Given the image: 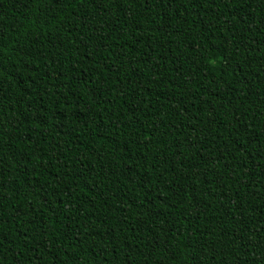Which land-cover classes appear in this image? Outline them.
<instances>
[{"label":"trees","instance_id":"1","mask_svg":"<svg viewBox=\"0 0 264 264\" xmlns=\"http://www.w3.org/2000/svg\"><path fill=\"white\" fill-rule=\"evenodd\" d=\"M0 264H264V0H0Z\"/></svg>","mask_w":264,"mask_h":264}]
</instances>
